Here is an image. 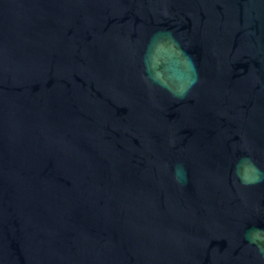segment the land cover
<instances>
[{
    "label": "water",
    "instance_id": "95a60500",
    "mask_svg": "<svg viewBox=\"0 0 264 264\" xmlns=\"http://www.w3.org/2000/svg\"><path fill=\"white\" fill-rule=\"evenodd\" d=\"M157 32L196 62L184 99L140 78ZM249 149L264 166L262 0H0V264H264Z\"/></svg>",
    "mask_w": 264,
    "mask_h": 264
},
{
    "label": "clouds",
    "instance_id": "9594fccd",
    "mask_svg": "<svg viewBox=\"0 0 264 264\" xmlns=\"http://www.w3.org/2000/svg\"><path fill=\"white\" fill-rule=\"evenodd\" d=\"M161 52L168 54L169 70L167 75L155 70L159 63L156 55ZM140 60L142 63L140 78L145 84L150 89L159 86L175 99H184L200 82L195 60L184 50L179 40L171 32L153 34L147 41ZM248 151L249 155L241 157L236 162L234 176L245 187L264 184V166H261V163L253 158L250 149ZM173 179L179 185L187 182V171L182 164L176 165ZM244 239L248 241L249 245H255L258 256L264 258V227L250 228L245 232Z\"/></svg>",
    "mask_w": 264,
    "mask_h": 264
}]
</instances>
